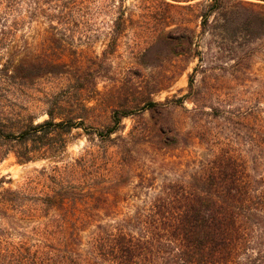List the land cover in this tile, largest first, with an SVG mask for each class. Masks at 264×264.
Masks as SVG:
<instances>
[{"label":"trees","instance_id":"obj_1","mask_svg":"<svg viewBox=\"0 0 264 264\" xmlns=\"http://www.w3.org/2000/svg\"><path fill=\"white\" fill-rule=\"evenodd\" d=\"M66 4L74 0L61 7ZM25 5L0 0V22ZM195 5L201 35L229 44L264 37V0ZM28 7V22L22 17L19 23L43 27L35 57H46L40 77H54L66 63L49 57L79 56L60 25L62 13L42 15L44 23L40 0H29ZM157 41L175 57H195L186 27L164 30ZM24 70L18 65L4 77L23 80ZM57 75L58 85L38 100L45 120L0 108V162L12 155L18 165L50 164L16 188L0 177V264H264L263 108L192 109L209 121L193 122L185 137L154 119L166 104L147 100L127 135L121 136V122L129 111H113L105 127L87 131L96 107L87 94L97 93L98 77L82 65ZM73 130H83L90 146L66 162ZM196 145L200 155L190 149Z\"/></svg>","mask_w":264,"mask_h":264},{"label":"rangeland","instance_id":"obj_2","mask_svg":"<svg viewBox=\"0 0 264 264\" xmlns=\"http://www.w3.org/2000/svg\"><path fill=\"white\" fill-rule=\"evenodd\" d=\"M24 1L27 6L0 22L2 109L31 115L37 122L45 120L38 100L47 89L58 85L59 72L72 73L74 65H82L98 77L94 89L97 93L87 94L92 99L89 105L96 106L85 121L87 131L105 127L113 111H129L131 116L121 122L124 126L121 136L127 135L147 100L166 104L162 115L157 113L154 119L166 121L185 137L193 122L209 121L198 112L191 113L192 109L200 112L216 107L236 110L257 104L264 109V37L248 40L250 42L240 38L229 44L201 35L195 5L199 0L188 3L184 0H74V4H66V8L61 7L65 0L60 3L40 0L45 13L39 16V21L45 23V15L62 13L63 24L60 25L67 29L70 46L79 56L73 57V52L69 51L67 57H49L65 61L66 66L57 69L56 76L46 78L40 77L44 70L39 68L46 57H35L40 52L43 27L19 23L18 19L24 17L28 22L29 0ZM57 3L59 8L52 9ZM175 25L186 27L193 35L190 55L195 57H175L158 43L160 33ZM103 51L107 52L105 57H102ZM18 65L25 69L20 74L23 80L11 81L4 77L12 75ZM204 70L207 71L204 73ZM189 80L192 81L191 92ZM188 93L193 98H185ZM143 117L150 118L148 110ZM83 133V130L71 132L64 156L66 162L79 158L90 146ZM190 149L197 155L202 153L197 145ZM173 155L179 156L180 151L175 150ZM49 165L43 161L18 165L14 157L8 155L0 162V177L9 179L11 188H16L34 171Z\"/></svg>","mask_w":264,"mask_h":264}]
</instances>
